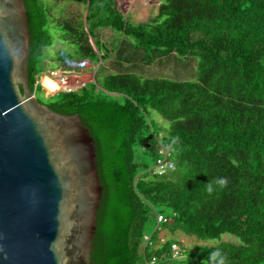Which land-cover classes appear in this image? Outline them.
Listing matches in <instances>:
<instances>
[{
  "label": "trees",
  "instance_id": "trees-1",
  "mask_svg": "<svg viewBox=\"0 0 264 264\" xmlns=\"http://www.w3.org/2000/svg\"><path fill=\"white\" fill-rule=\"evenodd\" d=\"M75 1L87 3V12L84 22H57L62 40L77 47L75 54L62 51V59L96 64L107 58L111 49L102 53L94 40L95 51L89 38L110 27L118 35L111 44L119 65H152L171 56L197 61L191 79L115 72L94 79L87 94L79 88L40 100L78 114L94 139L103 192L92 263L155 257L159 264H219L223 257L224 264H264V0ZM23 2L28 86L41 90L35 81L51 45L50 8L45 0ZM151 110L169 122L164 134ZM161 147L174 168L158 174L150 164ZM221 177L224 186L216 183ZM158 213L166 221L148 245L146 227ZM177 233L201 243L190 249ZM225 234L239 242L222 240ZM173 242L182 251L176 258Z\"/></svg>",
  "mask_w": 264,
  "mask_h": 264
},
{
  "label": "water",
  "instance_id": "water-1",
  "mask_svg": "<svg viewBox=\"0 0 264 264\" xmlns=\"http://www.w3.org/2000/svg\"><path fill=\"white\" fill-rule=\"evenodd\" d=\"M29 45L23 0H0V264H93L94 139L30 90Z\"/></svg>",
  "mask_w": 264,
  "mask_h": 264
},
{
  "label": "rangeland",
  "instance_id": "rangeland-1",
  "mask_svg": "<svg viewBox=\"0 0 264 264\" xmlns=\"http://www.w3.org/2000/svg\"><path fill=\"white\" fill-rule=\"evenodd\" d=\"M50 8V15L49 19L46 24V29L51 37V45L44 47L43 56H42V63L38 67L40 71V76L46 74L49 76V71L56 68V67H63L68 70H74L73 74H77V77L80 81L86 82L85 87L83 89H79V92L83 94H87L92 89V83L94 79H98L100 81L103 75L115 72H135L143 77H169L172 79H191L194 78L196 75V65L197 61L195 58H187L184 60H177L174 56L169 58L161 59L153 63L152 65H143L141 62L136 61L133 63L129 62H122L121 65L117 63L116 53L113 51L114 40L116 38L117 33L113 31L110 27H103L97 29V36L96 32H94V39L89 38L91 45L93 46L94 50L97 51L96 46L94 45V40L100 51L104 53V50L111 49L107 58L98 61L96 64L91 65V62L86 61L84 63L85 66L89 67H82L80 66L79 57H75L73 59L65 60L59 56L62 51L69 52L75 54V49H77L76 45L73 43L65 42L62 40L61 36L63 33V29L57 26V22L62 20L63 18H69L71 20L79 19V17L83 20L85 19L87 6L88 4H84L79 1L75 0H45ZM86 24V23H85ZM87 25V24H86ZM90 25V22H89ZM85 61V60H84ZM93 66V67H92ZM44 76V77H48ZM43 77V78H44ZM42 78V79H43ZM59 91H63L60 89L51 90V96L58 97ZM35 94L38 97L39 101H44L48 99L46 97V90L35 89ZM57 92V93H56ZM62 93V92H60ZM40 101V102H41ZM42 102V103H44ZM150 118L153 123H159L161 127V134H164V131L167 128L168 121L163 118L160 114H158L155 110H151ZM159 135V136H160ZM147 157V156H145ZM149 159V157H147ZM154 165V161L151 162L150 167ZM156 210H161L160 207L156 206ZM155 221L152 220L147 227L146 233L151 235L154 231V224ZM177 236L190 249L193 248L195 243L200 244L201 242L195 241V239L188 238L184 236L182 233H177ZM222 240H232L239 242V239L235 236L225 234L222 236ZM188 254L186 253L184 257ZM138 264H146L144 259H140Z\"/></svg>",
  "mask_w": 264,
  "mask_h": 264
},
{
  "label": "built area",
  "instance_id": "built-area-1",
  "mask_svg": "<svg viewBox=\"0 0 264 264\" xmlns=\"http://www.w3.org/2000/svg\"><path fill=\"white\" fill-rule=\"evenodd\" d=\"M87 61H91L90 59H86ZM92 62V61H91ZM91 65H94L93 62ZM82 67H89L85 66L82 63L80 64ZM93 67V66H92ZM74 70H68L63 67H56L49 71V76L53 78L57 84L59 85L58 89H62L66 92H71L74 90H77L84 86L86 82L80 81L77 77V74H73ZM38 84H41V79L38 77V79L35 81V88ZM159 156L156 158L155 164L152 166V170L154 173L163 174L171 169L174 168V161L169 158L170 153L166 147H161L158 150ZM166 221L165 215L158 213L156 214L155 219V227L156 229H159V226L162 222ZM146 244L150 245L152 243L151 236L146 235L144 236ZM171 256L176 258L181 255V248L180 245L177 242H173L170 247ZM146 264H159L158 260L155 257H151L146 261Z\"/></svg>",
  "mask_w": 264,
  "mask_h": 264
},
{
  "label": "bare ground",
  "instance_id": "bare-ground-1",
  "mask_svg": "<svg viewBox=\"0 0 264 264\" xmlns=\"http://www.w3.org/2000/svg\"><path fill=\"white\" fill-rule=\"evenodd\" d=\"M87 60L83 61V64L86 62ZM89 61V60H88ZM91 62V61H89ZM92 63V62H91ZM45 76H48L46 74H44ZM44 77V76H43ZM41 84L43 85V87L48 91L51 92V90H55L59 88V85L57 84V82L51 78L50 76L48 77H44L43 79L41 78Z\"/></svg>",
  "mask_w": 264,
  "mask_h": 264
},
{
  "label": "clouds",
  "instance_id": "clouds-1",
  "mask_svg": "<svg viewBox=\"0 0 264 264\" xmlns=\"http://www.w3.org/2000/svg\"><path fill=\"white\" fill-rule=\"evenodd\" d=\"M89 59V58H88ZM91 60V59H90ZM92 61V60H91ZM44 76V74L42 75V76H40V73H39V77H40V79L42 78ZM42 85V84H41ZM43 86V85H42ZM43 89H45L44 87H43ZM46 90V89H45ZM34 94H35V92L34 91H32ZM57 93V92H56ZM36 95V94H35ZM216 183H218L219 185H221V186H224V185H226V183H227V180H226V178H223V177H221V178H219L217 181H216ZM207 190L209 191V192H212L213 191V186H212V184H209L208 185V188H207ZM219 255V253L217 252V253H213V257L215 258L216 256H218ZM219 264H224V259H223V257H221L220 258V260H219Z\"/></svg>",
  "mask_w": 264,
  "mask_h": 264
},
{
  "label": "crops",
  "instance_id": "crops-1",
  "mask_svg": "<svg viewBox=\"0 0 264 264\" xmlns=\"http://www.w3.org/2000/svg\"><path fill=\"white\" fill-rule=\"evenodd\" d=\"M45 76V75H44ZM43 78V77H42ZM46 93H47V91H46ZM51 96V95H50ZM180 237V236H179Z\"/></svg>",
  "mask_w": 264,
  "mask_h": 264
}]
</instances>
